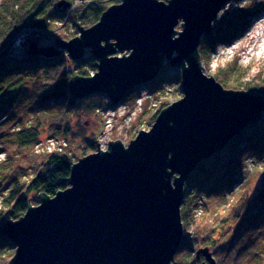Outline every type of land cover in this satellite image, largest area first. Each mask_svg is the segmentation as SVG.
I'll return each mask as SVG.
<instances>
[{
  "label": "water",
  "instance_id": "1",
  "mask_svg": "<svg viewBox=\"0 0 264 264\" xmlns=\"http://www.w3.org/2000/svg\"><path fill=\"white\" fill-rule=\"evenodd\" d=\"M227 1L120 0L68 40L29 45L43 56L97 60L95 73L69 79L72 99L100 93L115 106L165 64L180 70L182 96L127 144L96 142L71 164L64 189L39 193L20 217L1 222L0 237L15 246L6 264H173L189 174L264 114L263 95L228 89L204 71L199 45ZM200 254V264H216L207 248Z\"/></svg>",
  "mask_w": 264,
  "mask_h": 264
},
{
  "label": "trees",
  "instance_id": "2",
  "mask_svg": "<svg viewBox=\"0 0 264 264\" xmlns=\"http://www.w3.org/2000/svg\"><path fill=\"white\" fill-rule=\"evenodd\" d=\"M60 1H0V150L6 155L34 145L43 131V117L51 110L66 117L62 124L65 134L71 114L111 106L90 102L92 95L98 97L100 93L81 99L68 95L67 83L73 75L95 73L97 60L90 53L86 52L80 60L70 59L65 51L49 57L29 51V45L34 42L44 47L56 39L68 40L77 34V24L91 26L107 7L120 0H66L70 7L64 12L57 7ZM245 14V8L240 7L223 23L218 20L214 24L212 34L199 45L202 64H208L219 41L229 39L246 25ZM169 68L173 67L163 65L154 80L134 86L123 102L142 88L158 89L167 80L164 73ZM246 71L229 62L215 78L226 88L264 96V78L252 86L241 84ZM175 77L179 80L178 74ZM168 104L167 98L159 103L149 115L150 125ZM21 114L27 116L24 122ZM79 142L74 155L55 151L39 159L38 169L30 179L10 165L0 167V223L20 217L30 195L34 196L31 203L37 204L39 193L52 196L65 188L63 180L69 175L71 164L96 150L94 134L83 135ZM185 190L181 205L184 234L173 264L201 263L205 257H197L196 252L204 248L216 264H264V114L222 151L201 161L189 174ZM196 197L200 198L196 201L202 207V215L192 235L187 229L193 223L191 208ZM13 246L8 238L0 237V264L12 257Z\"/></svg>",
  "mask_w": 264,
  "mask_h": 264
},
{
  "label": "rangeland",
  "instance_id": "3",
  "mask_svg": "<svg viewBox=\"0 0 264 264\" xmlns=\"http://www.w3.org/2000/svg\"><path fill=\"white\" fill-rule=\"evenodd\" d=\"M240 7L245 8L246 25L239 28L229 39L219 41L211 53L208 64L203 66L206 74L215 77L220 68L229 62H235L247 70L241 84L252 86L264 78V0H228L221 7L213 26L218 20L223 23L229 14ZM177 28L180 29V26L178 25ZM69 31H72V27L67 33ZM164 74L167 80L162 82L158 89L142 88L129 100L115 106H112L103 94L98 97L92 95L90 102L109 103L111 106H106L103 110L71 114L67 123L69 128L65 134L62 132V124L66 117L59 114V111L53 112L49 109L51 114L43 117V131L39 140L31 147L14 150V153L10 152L7 155L1 149L0 167L10 165L18 174L30 179L38 169L39 159L55 151L74 155L73 151L83 135L94 134L96 142L103 149L110 140L118 139L127 144L140 130L150 128L152 124L150 125L149 115L154 112L160 102L167 98L171 103L182 96L180 70L173 67L166 69ZM177 74L179 80L175 77ZM20 118L22 122L27 120L25 114H21ZM194 191L195 188L191 190V193ZM33 198L34 196L30 195V202ZM196 199L200 201L197 197L193 200V204H196H192L191 208L193 223L187 229L192 235L195 234L194 228L201 221L202 215V207L198 205ZM12 250H15V246Z\"/></svg>",
  "mask_w": 264,
  "mask_h": 264
},
{
  "label": "bare ground",
  "instance_id": "4",
  "mask_svg": "<svg viewBox=\"0 0 264 264\" xmlns=\"http://www.w3.org/2000/svg\"><path fill=\"white\" fill-rule=\"evenodd\" d=\"M252 30L254 31L255 30V27Z\"/></svg>",
  "mask_w": 264,
  "mask_h": 264
}]
</instances>
